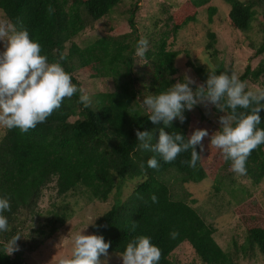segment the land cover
<instances>
[{
  "label": "trees",
  "instance_id": "trees-1",
  "mask_svg": "<svg viewBox=\"0 0 264 264\" xmlns=\"http://www.w3.org/2000/svg\"><path fill=\"white\" fill-rule=\"evenodd\" d=\"M213 1L185 0L177 8L162 2L151 27L144 32L148 50L144 65L139 66L135 49L144 36L139 34L136 17L142 0H0L2 16L18 30L23 25L30 38L41 45V55L47 56L50 63L59 60L73 84L83 88L79 76H84L101 82L111 80L114 86L113 91L85 92L91 100L88 107L78 102L79 92L65 98L45 122L27 133L0 127V197L10 201L11 211L4 213L8 222L20 207H34L42 191L53 183L61 198L89 192L92 198L105 201L119 182L135 181L130 194L89 228L90 235L103 236L106 243L110 242L108 257L123 253L136 237L147 236L162 251L159 264H179L173 253L184 243L192 248L200 264H246L256 256L264 259V207L256 203L257 195L250 188L238 182L242 179L254 188L264 179V144L248 157L243 176L231 170V161H226L219 150L222 165L215 171L218 186L214 189L228 188L236 204L233 213L245 232L243 244L232 237L229 249L223 250L214 239L215 227L200 216L194 201L188 199L190 195H175L160 180L168 170H174L181 185L207 179L204 145L203 152L199 146L196 148L201 159L193 168L181 163L191 159V149L165 163L159 155L144 150L135 134L137 130L150 132L153 144L161 128L169 134L180 133L185 139L190 136L186 109L184 123L176 119L165 127L162 121L153 124L149 120L150 113L142 102L145 96L174 85L180 54H184L186 68L203 84L211 73L231 75V65L223 63L217 48L221 35L229 48L247 46L252 52L250 61L260 58L255 67L247 65L238 78L264 90V0H219L230 8L223 19H218L219 34L203 26L201 61L193 60L187 50H169L180 30L199 23L200 11L206 10L207 21L212 23L216 15ZM120 21L129 28L127 33L116 27ZM90 33L93 37H85ZM61 56L65 59L60 60ZM213 110L217 115L230 114L227 108L225 113L217 107ZM259 115V127L264 128V109ZM153 155H157L158 169L148 167L147 161ZM234 186L239 187L238 192ZM153 194L157 203L150 199ZM64 220L54 214L50 236ZM174 232L177 235L173 238ZM10 233L0 232V242L10 241ZM16 244L24 248L22 243ZM105 257L101 255L100 260ZM193 261L190 264H195ZM0 264H21L5 252L2 243Z\"/></svg>",
  "mask_w": 264,
  "mask_h": 264
},
{
  "label": "clouds",
  "instance_id": "clouds-1",
  "mask_svg": "<svg viewBox=\"0 0 264 264\" xmlns=\"http://www.w3.org/2000/svg\"><path fill=\"white\" fill-rule=\"evenodd\" d=\"M0 41H5V50L0 52V127L19 129L27 133L37 124L43 123L59 109L65 98L80 93L79 103L88 107L90 97L82 87L72 83V77L62 67L59 60L49 62L47 56L41 55V45L30 38L29 32L21 25L18 30L7 20H0ZM148 50V40L141 38L136 45L135 56L144 57ZM65 59L61 56L60 60ZM195 84L191 78L177 82L166 91L156 95L145 96L142 105L149 111V120L153 124L163 122L170 127L172 121L179 119L184 123L185 109L192 110L198 103L207 101L225 113L220 117L222 125L210 137L211 146L219 149L226 161H231V170L238 175H246V161L252 151L264 144V128H260L259 113L264 109V90L259 92L247 90L245 82L235 73L222 72L208 74L204 84L193 91L190 85ZM222 101L224 103H222ZM250 109L249 112H238L237 109ZM138 141L144 150L159 155L165 163L175 161L178 155L191 149V159L181 161L189 167H195L201 156L197 146L203 152L202 141L208 137L207 130L196 129L185 139L180 133L169 134L163 128L159 130L158 141L153 144L152 134L148 131H136ZM157 155L148 161V167L159 168ZM143 168V165H141ZM150 199L157 203L153 194ZM11 211L7 197H0V232L9 231L8 218L5 212ZM133 222L132 230L135 231ZM84 231V230H83ZM75 234L71 256L62 257L58 264H102L100 256H107L110 242L106 243L100 235ZM173 238L177 233L171 234ZM21 237L16 235L7 243L5 251L11 255L18 251L16 242ZM122 264H159L162 251L147 236H138L120 253ZM106 264V262H104Z\"/></svg>",
  "mask_w": 264,
  "mask_h": 264
},
{
  "label": "rangeland",
  "instance_id": "rangeland-1",
  "mask_svg": "<svg viewBox=\"0 0 264 264\" xmlns=\"http://www.w3.org/2000/svg\"><path fill=\"white\" fill-rule=\"evenodd\" d=\"M185 0H142L139 4V10L137 13V23L139 26V34L144 36L146 29L151 27L152 18L159 12V7L162 2L169 3L175 8L179 7ZM211 5L216 8V15L213 17L212 23L207 21L206 10L200 11L198 15L199 23L197 25L184 28L177 34L176 40L169 48L172 51L187 50L189 51L193 60L201 61L200 53L203 45L202 42V30L203 26L208 29L217 32L219 27V20L226 16L230 6L226 3L214 0ZM0 20H6L0 12ZM123 32H128L129 28L125 23H115ZM201 29V30H200ZM160 28L156 29L155 36L159 34ZM148 33V31H147ZM94 34H88L85 37H93ZM253 36V34H251ZM220 36V35H219ZM143 38H147L144 36ZM78 41L81 44V40ZM217 48L221 53V60L225 65H231L232 72L237 75H241L247 65L256 66L259 63V59L250 61L252 52L244 44L238 45L235 49L229 48L225 44L223 35L219 37V44ZM5 50V41H0V52ZM139 66L144 65L145 60L143 57H136ZM199 60V61H198ZM184 54L176 60L177 73L174 76V84L177 82H183L185 78H191L195 81V84L190 85L193 91L200 84H203L201 79L192 74L185 66ZM79 79L83 80V88L86 93L92 94L103 91H113L114 86L111 80L101 82L99 80L87 79L84 76H79ZM247 90L261 91V87L258 85H251L246 83ZM214 105L207 101L198 103L192 110H187L190 117L188 130L191 135L196 129L207 130L208 137H205L202 141L204 145V163L207 168V179L199 183H185L181 185L179 183V176L174 177V170H168L166 174L160 177L166 185L172 188V192L179 196L190 195L189 200L194 201L200 216L210 225L215 227L216 232L214 234L215 241L220 245L223 250H228L232 241V237H236L239 245L244 243L245 232L237 221L233 213L235 207L234 199L227 193L228 188L225 187L219 191H215V186H218L216 182V175L218 166H221V156L219 149L211 146L210 137L219 131L222 125L219 123L220 117L225 114L217 115L215 113ZM73 121V119H71ZM3 132L0 130V139ZM173 175V176H172ZM215 181V182H214ZM246 188L251 189V193L257 195L256 203L261 204L264 207V179L261 180L259 186L251 187L250 183L244 180H238ZM135 181H121L117 184V187L113 190L110 197L103 201L97 198H92L89 192L76 194L74 196L61 198L57 194L55 183L49 185L42 191L40 199L36 201V204L32 208L25 209L20 207L17 211L12 212V219L9 222V231L11 232L9 238L19 235L21 238L18 242L24 245V248H19L18 251L13 252L10 256L19 261L21 264H58L59 260L65 256H71L73 248V238L78 232H82L84 235H90V226L93 222L107 212L114 204L122 202L136 186ZM238 186H234L233 189L238 192ZM241 192V191H240ZM54 212V213H53ZM53 213V214H51ZM54 214L59 217H64L63 224L52 232L50 236V230L52 229L51 221L54 220ZM11 236V237H10ZM0 243L4 245V250L7 247L5 240ZM35 244V245H33ZM30 247V250L28 248ZM6 252V251H5ZM173 258L179 262V264H190L192 261L195 264H200L199 260L195 258L192 248L183 244L180 245L173 253ZM102 264H122L120 255L106 256L102 261ZM246 264H264V259L260 256H256L255 260L251 262L246 260Z\"/></svg>",
  "mask_w": 264,
  "mask_h": 264
}]
</instances>
